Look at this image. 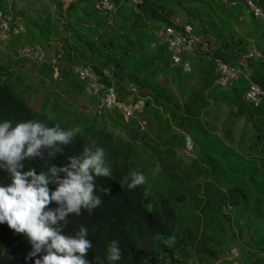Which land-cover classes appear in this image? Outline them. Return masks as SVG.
Here are the masks:
<instances>
[{"label": "trees", "instance_id": "1", "mask_svg": "<svg viewBox=\"0 0 264 264\" xmlns=\"http://www.w3.org/2000/svg\"><path fill=\"white\" fill-rule=\"evenodd\" d=\"M96 1L39 0L23 33L9 35L10 50L0 57V120H42L80 130L63 154L49 158L44 152L25 161V169L39 172L49 164H66L85 145L103 147L112 167L110 177L96 180L109 194L101 195V205L91 214L82 210L79 217L71 216L65 233L82 224L88 228L90 262L103 256L115 239L121 249L118 264H188L192 255L195 264H216L232 247L238 250L239 263L264 264V183L257 181H264V173H248L250 183L245 185L239 182L243 170L217 171L233 153L210 133L213 110L220 114L223 109L228 118L243 119L255 132L256 146L264 140V99L257 107L244 99L250 84L264 93V51L260 58H245L253 46L262 49L264 24L249 15L242 0H194L193 13L187 12L184 22L200 41L182 57L188 62L185 72L182 65L171 64L157 34L166 27L180 29L167 18L188 0H108L113 6L109 13L97 12ZM254 1L264 6V0ZM1 9L6 12V5ZM245 14L251 32L240 36L233 23L243 25ZM33 46L42 50L43 61H32L31 69L22 71L30 59L18 58L17 51ZM215 61L239 68L238 80L219 88ZM73 66L89 68L101 92L112 88L119 102L142 101L141 114L125 120L116 110L101 109L98 98L72 74ZM37 96L39 109L34 111L28 103ZM142 121L145 128L140 131ZM186 137L199 145L198 159L209 168L204 176L215 183L227 178L226 185L199 184L201 170L193 171L196 161L181 171L175 150L187 149ZM158 165L163 171L155 173ZM130 171L143 173L146 182L128 189L124 179ZM0 183H7L5 173H0ZM234 228L237 238H227ZM170 236L175 241L166 245ZM29 250L25 238L0 225V264H24Z\"/></svg>", "mask_w": 264, "mask_h": 264}, {"label": "clouds", "instance_id": "2", "mask_svg": "<svg viewBox=\"0 0 264 264\" xmlns=\"http://www.w3.org/2000/svg\"><path fill=\"white\" fill-rule=\"evenodd\" d=\"M79 131L42 120H0V173L7 177V183H0V225L26 239L30 250L24 264L121 261L117 240H111L104 255L90 262L87 257L93 243L88 228L82 224L72 234L64 231L71 216L79 217L82 210L91 214L101 205V195L109 194L108 187L96 183L98 177L112 175L103 147L85 145L78 154L68 156L66 164H49L46 171L25 169V161L42 157L44 152L49 158L63 154ZM145 182L138 171H130L124 179L130 190ZM174 241L170 236L164 243Z\"/></svg>", "mask_w": 264, "mask_h": 264}, {"label": "built area", "instance_id": "3", "mask_svg": "<svg viewBox=\"0 0 264 264\" xmlns=\"http://www.w3.org/2000/svg\"><path fill=\"white\" fill-rule=\"evenodd\" d=\"M5 0H0V42L8 38L10 33L21 34L23 28L20 25L11 23L5 12L1 9V4ZM243 5L249 15L255 20L264 24V6L258 5L254 0H242ZM94 9L99 13H109L113 11V6L108 0H97L94 4ZM162 39L167 46L170 54V62L172 65H182V57L186 53H191L195 50L199 43V38L193 35L192 28L188 25L181 26L179 30L172 27H166L161 32ZM18 58H28L33 61H43V52L37 47H24L17 51ZM261 55L256 51H250L246 55V59L260 58ZM215 74L217 75L216 85L221 88H227L231 83L238 80L241 75V70L232 65L224 64L220 61H215ZM72 74L74 77L85 84L86 92L98 98L99 107L105 111L116 110L121 113L125 120L136 118L143 110V102L121 103L112 88L101 92V86L98 82V77L87 67L73 66ZM57 76L55 71L54 77ZM264 93L255 84H250L244 99L247 103L257 107L262 103ZM140 131L145 128V122L139 123ZM238 250L231 248L221 259L225 264H241L238 262Z\"/></svg>", "mask_w": 264, "mask_h": 264}, {"label": "crops", "instance_id": "4", "mask_svg": "<svg viewBox=\"0 0 264 264\" xmlns=\"http://www.w3.org/2000/svg\"><path fill=\"white\" fill-rule=\"evenodd\" d=\"M6 5V12L5 14L9 18V21L11 23H15L17 25H20L22 28L25 24V20L27 17H29V14L31 17L35 14V8L39 5V0H5ZM4 5V6H5ZM174 26L181 27L184 25H187L185 22L182 24H176L172 21L171 17L167 18ZM243 22V25L236 26L233 23V30L235 33H237L240 36L245 35L247 32H251L249 29L247 22L248 18L246 17V14L241 18L240 20ZM160 31L157 34V39H162ZM9 35H17L10 33ZM9 40V36L7 38ZM6 39V40H7ZM4 40V41H6ZM153 47V45L151 46ZM253 46L249 51H256L260 55L262 51H264V45L263 47ZM203 50V49H202ZM195 53V52H194ZM182 66L183 70L186 72L188 71V62H184L182 59ZM244 68V67H243ZM246 76H249L250 71L247 70L244 72ZM161 76L157 75L156 81L160 80ZM264 99V98H263ZM221 113H216L215 110H213L212 119L215 121L214 126H211V128H214V130L210 131V133L219 139L225 144V146L228 148L229 151H231L233 154H228L227 160L223 163L221 162L219 166L217 165L216 170L221 172H232L236 169L243 170L246 174L243 177V179L239 182H242L243 184L250 183V178H248V173L250 174L252 171H259L264 173V140L259 144V146H256V140H255V132H253L250 127L245 123L243 119H240L238 121L232 120L228 118V112L221 109ZM174 130V133H181L180 130L172 127ZM262 138H264V133H262ZM189 142V139L186 137L185 146L187 147V144ZM192 145V151L194 158L192 159L190 164H181V171H184L185 169L190 168L193 165V161H196L195 168L193 169L194 172H198L201 170V174L197 178V182L201 185H204L205 182H213L215 186L217 187H223L227 184L226 179L222 178V181L220 183H215L214 181H211V178H206L204 175L206 171H209V168H206V164L203 162H200L198 159V154L200 152V149L198 148L197 143H191ZM187 151V149H186ZM182 153H185V150L178 151L175 150V156L179 157ZM240 159H244L243 162H240ZM190 165V166H189ZM215 179V177H214ZM262 179H258L257 181H261ZM233 181H235L233 179ZM236 182V181H235ZM257 221V219H255ZM258 224V222H255ZM253 223L252 226H256V224ZM249 229H245L244 233H247ZM238 230L236 228L231 229L226 233L227 238H237ZM248 237V234H246ZM235 240V239H234ZM238 242H240V239H238ZM240 244H243L240 242ZM243 246V245H242ZM233 248V247H232ZM236 248V247H234ZM216 264H225L222 263L221 260L218 261Z\"/></svg>", "mask_w": 264, "mask_h": 264}, {"label": "rangeland", "instance_id": "5", "mask_svg": "<svg viewBox=\"0 0 264 264\" xmlns=\"http://www.w3.org/2000/svg\"><path fill=\"white\" fill-rule=\"evenodd\" d=\"M4 5H5V2H3L1 4V6H4ZM193 5H194V0H188L183 5H181L180 9L177 10V13L174 14L173 16H170L172 21L174 23H176V24H179V25L184 23V21L187 19V17H186L187 16V12H189V14L193 13V11H192ZM246 17L248 18V15H246ZM9 42H10V40H6V41H3V42H0V57L1 58H2V56L4 54H7L9 52V50H10ZM32 61L33 60H30V62L26 63L24 65V67H22L20 69L22 71L25 70V69H29L30 70ZM31 73H32V75H36L34 73V70ZM28 106L34 111L38 110L39 109V97L38 96L37 97H32L31 100L28 103ZM175 134H177V133H175ZM175 139L178 140L177 143H179L181 138L176 136ZM185 142H186V139H185ZM191 151H192V145L189 144V142H188L187 151L185 150V153H182L181 156L177 157L178 159L181 160L182 165L191 163L192 159L194 158L193 152H191ZM160 171H163V167H161L159 165L156 166V168L154 169V172L157 173V172H160ZM186 261H187L188 264H195L197 262V259H196L195 255H192L188 259H186Z\"/></svg>", "mask_w": 264, "mask_h": 264}]
</instances>
